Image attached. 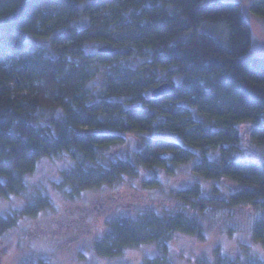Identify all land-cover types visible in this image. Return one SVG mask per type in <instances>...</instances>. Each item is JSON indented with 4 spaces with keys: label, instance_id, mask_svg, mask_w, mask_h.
<instances>
[{
    "label": "trees",
    "instance_id": "1",
    "mask_svg": "<svg viewBox=\"0 0 264 264\" xmlns=\"http://www.w3.org/2000/svg\"><path fill=\"white\" fill-rule=\"evenodd\" d=\"M250 8L264 16V0ZM250 8L242 0H0V197L25 192L43 156L71 158L59 184L71 196L145 168L154 171L145 184L158 186L157 169L193 162L196 174L236 189L226 197L204 194L199 182L174 190L179 209L118 215L94 251L114 258L154 243L162 254L141 264H173V234L203 233L188 210L242 202L262 210L253 236L264 244V161L237 155L241 125L264 147V53L252 52ZM223 22L226 40L203 29ZM96 43L119 51H92ZM164 81L170 93L153 96ZM131 136L137 148L114 154ZM49 203L40 197L0 215V238Z\"/></svg>",
    "mask_w": 264,
    "mask_h": 264
},
{
    "label": "rangeland",
    "instance_id": "2",
    "mask_svg": "<svg viewBox=\"0 0 264 264\" xmlns=\"http://www.w3.org/2000/svg\"><path fill=\"white\" fill-rule=\"evenodd\" d=\"M250 8L252 0H242ZM247 14L253 24L252 52L264 53V16ZM216 36L226 40L225 22L203 25ZM218 33V34H217ZM222 37H221V36ZM96 43L91 47L97 50ZM242 139L238 157L264 161V147L250 138L246 125H241ZM138 144L131 136L127 143L113 147L118 155H130ZM72 163L65 153L43 156L27 177V189L21 195L0 197V215L21 209L26 202L46 197L49 205L35 215L23 216L0 238V264H141L147 257L162 254L154 243L128 247L120 257H103L94 251V242L109 228V221L121 214H137L155 209L174 212L179 201L172 193L199 182L208 196L226 197L236 189L231 179L221 181L204 178L195 173L193 162L177 166L172 173L157 169L160 185H146L152 169H141L137 176L126 175L116 185L103 184L87 188L77 196L69 194V186H59L62 171ZM203 225L201 236L177 231L170 241L168 258L173 264H264V244L256 241L253 228L262 217L260 209L247 202L237 205L188 210Z\"/></svg>",
    "mask_w": 264,
    "mask_h": 264
},
{
    "label": "water",
    "instance_id": "3",
    "mask_svg": "<svg viewBox=\"0 0 264 264\" xmlns=\"http://www.w3.org/2000/svg\"><path fill=\"white\" fill-rule=\"evenodd\" d=\"M99 49L100 50L119 51L116 48L111 47L110 45L100 46ZM172 88H173V83H171L170 81H164L152 90V95L153 96L166 95V94L170 93Z\"/></svg>",
    "mask_w": 264,
    "mask_h": 264
}]
</instances>
